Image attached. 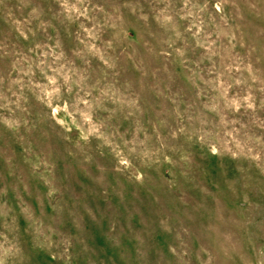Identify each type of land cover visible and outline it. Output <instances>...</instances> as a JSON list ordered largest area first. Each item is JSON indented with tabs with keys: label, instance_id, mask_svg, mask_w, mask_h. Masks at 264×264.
Segmentation results:
<instances>
[{
	"label": "rangeland",
	"instance_id": "obj_1",
	"mask_svg": "<svg viewBox=\"0 0 264 264\" xmlns=\"http://www.w3.org/2000/svg\"><path fill=\"white\" fill-rule=\"evenodd\" d=\"M0 264H264V0H0Z\"/></svg>",
	"mask_w": 264,
	"mask_h": 264
}]
</instances>
